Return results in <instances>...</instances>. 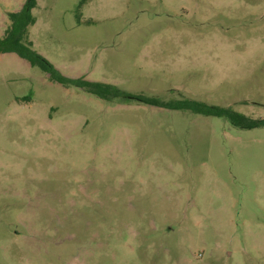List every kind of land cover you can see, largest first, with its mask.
Returning <instances> with one entry per match:
<instances>
[{
    "label": "rangeland",
    "instance_id": "1",
    "mask_svg": "<svg viewBox=\"0 0 264 264\" xmlns=\"http://www.w3.org/2000/svg\"><path fill=\"white\" fill-rule=\"evenodd\" d=\"M26 0H0L8 13ZM37 0L63 75L264 119V0ZM0 264H264V128L106 101L0 54Z\"/></svg>",
    "mask_w": 264,
    "mask_h": 264
},
{
    "label": "trees",
    "instance_id": "2",
    "mask_svg": "<svg viewBox=\"0 0 264 264\" xmlns=\"http://www.w3.org/2000/svg\"><path fill=\"white\" fill-rule=\"evenodd\" d=\"M36 7L37 0H26L19 11L8 13L10 25L5 34L0 35V54L15 53L28 61L32 67H39L49 74L55 82L81 88L102 100L127 99L169 110L188 111L203 116L225 118L234 126L242 129L264 128V119L254 120L231 108L190 99L164 101L143 94H130L112 84L90 81L84 78H70L63 75L50 61L33 48V43L30 40V28L36 23V17L33 14Z\"/></svg>",
    "mask_w": 264,
    "mask_h": 264
},
{
    "label": "crops",
    "instance_id": "3",
    "mask_svg": "<svg viewBox=\"0 0 264 264\" xmlns=\"http://www.w3.org/2000/svg\"><path fill=\"white\" fill-rule=\"evenodd\" d=\"M22 8V7H21ZM19 11V10H18Z\"/></svg>",
    "mask_w": 264,
    "mask_h": 264
}]
</instances>
